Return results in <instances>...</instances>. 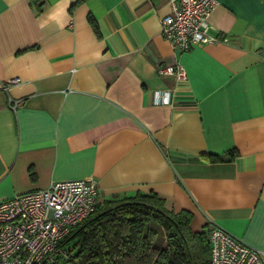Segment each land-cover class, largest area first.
I'll list each match as a JSON object with an SVG mask.
<instances>
[{"label": "crops", "instance_id": "obj_1", "mask_svg": "<svg viewBox=\"0 0 264 264\" xmlns=\"http://www.w3.org/2000/svg\"><path fill=\"white\" fill-rule=\"evenodd\" d=\"M217 2L219 40L180 51L166 0H0V201L91 178L264 248V0Z\"/></svg>", "mask_w": 264, "mask_h": 264}, {"label": "built area", "instance_id": "obj_2", "mask_svg": "<svg viewBox=\"0 0 264 264\" xmlns=\"http://www.w3.org/2000/svg\"><path fill=\"white\" fill-rule=\"evenodd\" d=\"M166 2L169 11L160 20V36L170 46L187 51L197 44L219 40L209 32V16L217 0ZM157 71L186 79L180 63L158 66ZM18 81V77L7 80ZM160 99L168 101V94ZM98 203L95 180L80 177L53 180L46 188L16 193L0 201V264H72L63 239L95 211ZM206 236L208 264H264V248L246 243L215 223L206 229Z\"/></svg>", "mask_w": 264, "mask_h": 264}, {"label": "trees", "instance_id": "obj_3", "mask_svg": "<svg viewBox=\"0 0 264 264\" xmlns=\"http://www.w3.org/2000/svg\"><path fill=\"white\" fill-rule=\"evenodd\" d=\"M191 218L188 210L167 209L154 192H137L97 205L63 243L72 264H208L206 231L192 230Z\"/></svg>", "mask_w": 264, "mask_h": 264}]
</instances>
